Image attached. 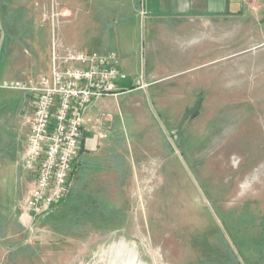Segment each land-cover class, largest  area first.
<instances>
[{"label": "rangeland", "instance_id": "obj_1", "mask_svg": "<svg viewBox=\"0 0 264 264\" xmlns=\"http://www.w3.org/2000/svg\"><path fill=\"white\" fill-rule=\"evenodd\" d=\"M4 4L22 51L32 32L51 39L50 22L60 47L104 52L108 30L126 24L118 42L137 62L125 81L147 83L120 98L124 128L108 160L78 168L46 214L23 215L31 176L19 179L21 147L0 121V264H226L227 246L239 264H264V46L217 61L174 47L164 68L126 0ZM248 45L230 40L227 52Z\"/></svg>", "mask_w": 264, "mask_h": 264}, {"label": "crops", "instance_id": "obj_2", "mask_svg": "<svg viewBox=\"0 0 264 264\" xmlns=\"http://www.w3.org/2000/svg\"><path fill=\"white\" fill-rule=\"evenodd\" d=\"M126 3L128 10L145 22L149 55L162 50L168 57V60H162L161 66L164 68H169L175 62L174 47L188 52L185 54L188 57L211 56L213 61H217L264 46V0H126ZM13 13L11 5L7 6L4 0H0V85L4 81L24 80L33 73H47L49 68L50 40L47 35L38 36L32 32L31 36L22 40L30 46V50L22 51L19 43L21 39L16 32L17 19H14ZM126 32V24L108 30L103 46L106 51L120 53L119 66L122 70L133 71L136 59L134 64L133 59H127V54H122L125 48L118 42L125 39ZM230 40L247 41L249 45L234 50L228 48L227 52V41ZM167 52L170 54L167 55ZM146 83L138 78L130 80V83L124 81L121 87L132 84L134 88L116 97L98 98L88 106L85 112L87 121L82 128V144L70 185L78 168H93L98 162L108 160L107 146L113 145L112 142L122 136L124 128L125 112L120 98L133 90L145 88L143 84ZM33 103L34 98L23 92L18 102L0 97V121L9 123L5 127L14 129L13 140L21 147L19 160L30 125ZM29 176L27 173L20 174L19 179ZM32 179L33 176L30 184Z\"/></svg>", "mask_w": 264, "mask_h": 264}, {"label": "built area", "instance_id": "obj_3", "mask_svg": "<svg viewBox=\"0 0 264 264\" xmlns=\"http://www.w3.org/2000/svg\"><path fill=\"white\" fill-rule=\"evenodd\" d=\"M61 14L67 17L69 11L63 10ZM57 15L54 13L51 17L54 19ZM49 28L52 33L49 71L20 81H4L0 85L34 98L18 162L20 171L33 176L22 199L23 215L28 218L48 213L68 193L88 106L98 98L116 97L127 91L120 86L127 75L120 68L115 51L60 47L55 24L49 22Z\"/></svg>", "mask_w": 264, "mask_h": 264}, {"label": "trees", "instance_id": "obj_4", "mask_svg": "<svg viewBox=\"0 0 264 264\" xmlns=\"http://www.w3.org/2000/svg\"><path fill=\"white\" fill-rule=\"evenodd\" d=\"M123 86H125V87H123V88H125V89H132V88H134L135 85L128 84L127 86H126V85H123ZM116 160H117L118 163L121 164V159H120L119 157H118V158L116 157ZM227 250H228V256H229V258H225L224 261L226 262V264H227V263H228V264H239V263L236 261L233 252L229 249L228 246H227ZM229 261H230L231 263H229Z\"/></svg>", "mask_w": 264, "mask_h": 264}, {"label": "flooded vegetation", "instance_id": "obj_5", "mask_svg": "<svg viewBox=\"0 0 264 264\" xmlns=\"http://www.w3.org/2000/svg\"><path fill=\"white\" fill-rule=\"evenodd\" d=\"M129 264H134V261L131 259V260L129 261Z\"/></svg>", "mask_w": 264, "mask_h": 264}, {"label": "bare ground", "instance_id": "obj_6", "mask_svg": "<svg viewBox=\"0 0 264 264\" xmlns=\"http://www.w3.org/2000/svg\"><path fill=\"white\" fill-rule=\"evenodd\" d=\"M137 221V220H136Z\"/></svg>", "mask_w": 264, "mask_h": 264}]
</instances>
